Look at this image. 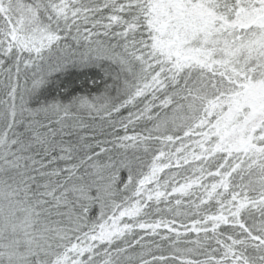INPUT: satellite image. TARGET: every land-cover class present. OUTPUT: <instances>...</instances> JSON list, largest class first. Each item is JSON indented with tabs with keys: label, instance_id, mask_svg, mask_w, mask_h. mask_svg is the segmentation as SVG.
<instances>
[{
	"label": "snow or ice",
	"instance_id": "6c2138e0",
	"mask_svg": "<svg viewBox=\"0 0 264 264\" xmlns=\"http://www.w3.org/2000/svg\"><path fill=\"white\" fill-rule=\"evenodd\" d=\"M0 264H264V0H0Z\"/></svg>",
	"mask_w": 264,
	"mask_h": 264
}]
</instances>
